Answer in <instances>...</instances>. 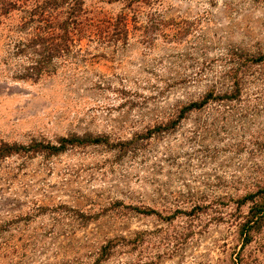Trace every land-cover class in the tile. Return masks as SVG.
<instances>
[{
    "label": "rangeland",
    "instance_id": "1",
    "mask_svg": "<svg viewBox=\"0 0 264 264\" xmlns=\"http://www.w3.org/2000/svg\"><path fill=\"white\" fill-rule=\"evenodd\" d=\"M263 53L264 0H0V264H233Z\"/></svg>",
    "mask_w": 264,
    "mask_h": 264
},
{
    "label": "trees",
    "instance_id": "2",
    "mask_svg": "<svg viewBox=\"0 0 264 264\" xmlns=\"http://www.w3.org/2000/svg\"><path fill=\"white\" fill-rule=\"evenodd\" d=\"M58 48V45H53L51 48H48L47 50H53L56 52ZM52 56L51 53L46 54L44 57L47 59V57ZM264 60V53L257 56L256 58L250 57L251 62H258ZM27 73L23 74V78H29V79H35L36 75L39 74L41 66L39 60H36L34 63L30 64L28 67ZM232 84H230V95L232 96L238 92V79L235 78V76L231 77ZM233 86V87H231ZM232 94V95H231ZM212 93L211 91L207 92L205 95H203L200 100L198 101H192L190 102L186 107H201L205 103H207L209 98L211 97ZM234 202L236 203L235 208L238 209L241 204H244L245 202H249L248 208L246 210V213L240 216V219L233 218V221H235V225L237 227V234L238 238L240 240V244L238 249L234 253L233 257V264H257L255 263V257H249L248 254L244 255L243 249L244 247L250 242L253 241L255 245L259 248L258 250H261L259 252H262L264 254V234L260 235L262 231V226L264 225V186L258 187L255 189V191L250 193H245L240 198L234 199ZM223 203V202H222ZM197 207L194 206L190 209L189 212H194ZM142 212H153L151 209H146V211ZM180 212V211H177ZM182 212V211H181ZM155 215L156 213L153 212ZM256 247V248H257Z\"/></svg>",
    "mask_w": 264,
    "mask_h": 264
}]
</instances>
